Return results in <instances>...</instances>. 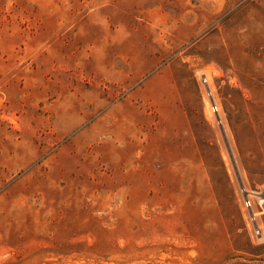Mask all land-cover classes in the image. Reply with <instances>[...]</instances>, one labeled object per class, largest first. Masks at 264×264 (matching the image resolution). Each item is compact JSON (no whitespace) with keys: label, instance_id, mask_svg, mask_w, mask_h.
<instances>
[{"label":"rangeland","instance_id":"1","mask_svg":"<svg viewBox=\"0 0 264 264\" xmlns=\"http://www.w3.org/2000/svg\"><path fill=\"white\" fill-rule=\"evenodd\" d=\"M242 183L264 0H0V264H264Z\"/></svg>","mask_w":264,"mask_h":264},{"label":"built area","instance_id":"2","mask_svg":"<svg viewBox=\"0 0 264 264\" xmlns=\"http://www.w3.org/2000/svg\"><path fill=\"white\" fill-rule=\"evenodd\" d=\"M199 83L204 88L205 99L210 100L211 110L217 115L216 120L221 123L219 106L214 96V89L209 77L201 73L198 77ZM240 196L242 208L245 211L248 224L251 225L253 233L263 235L261 217L264 215V184L261 187H247L245 183L240 185Z\"/></svg>","mask_w":264,"mask_h":264},{"label":"water","instance_id":"3","mask_svg":"<svg viewBox=\"0 0 264 264\" xmlns=\"http://www.w3.org/2000/svg\"><path fill=\"white\" fill-rule=\"evenodd\" d=\"M230 153H231V149H229ZM231 157H232V153H231Z\"/></svg>","mask_w":264,"mask_h":264},{"label":"bare ground","instance_id":"4","mask_svg":"<svg viewBox=\"0 0 264 264\" xmlns=\"http://www.w3.org/2000/svg\"><path fill=\"white\" fill-rule=\"evenodd\" d=\"M211 105V104H210Z\"/></svg>","mask_w":264,"mask_h":264}]
</instances>
